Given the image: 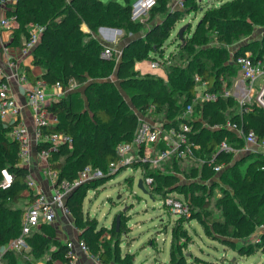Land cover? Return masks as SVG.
<instances>
[{"label": "trees", "instance_id": "16d2710c", "mask_svg": "<svg viewBox=\"0 0 264 264\" xmlns=\"http://www.w3.org/2000/svg\"><path fill=\"white\" fill-rule=\"evenodd\" d=\"M132 1L17 0L11 44H18L19 37L26 38L27 24L44 25L41 38L32 51L31 62L43 71L39 76H34L28 65L23 67L25 74L33 82L42 78L50 84L55 81L66 84L67 80L73 79L77 87L84 85L83 97L78 91H68L46 106L57 118V124L46 130L66 132L72 138L71 146L62 144L47 159L49 167L58 172L59 178L72 180L86 165L105 171L108 164L117 158L116 145L132 138L138 124V112L150 117L161 111L163 117H157L156 122L166 120L175 124L187 121L191 129L190 136L200 145L195 158L168 159L165 168L173 173L149 168L144 164L142 175L152 177L151 187L157 194L164 195L172 191L188 199L190 219H193L197 214L193 211V200H196L192 191L203 192L206 184L199 182V179L210 181L214 175L212 166L207 162L218 143L226 139L237 148L243 144L233 132L208 129L202 121L208 124L236 121L244 130H254L258 139L264 136V108L258 102L239 105L233 95L223 96L221 92L222 84L224 88L230 89L239 74L235 63L237 54L248 51L253 60L264 64V36L256 43L249 41L233 51L229 50V46L252 35L256 27H264V0H226L216 6H208L191 32L188 24L184 31V43L181 45L178 41L177 51H170L167 57H164L162 45L170 38L173 24L185 14L196 12L198 1L184 0V7L179 10L171 8L173 0H156L149 12L152 11L153 19L159 20L153 21L147 28L142 22L130 19ZM83 23L89 32L81 30ZM100 27L120 29L124 36L129 33L135 35L123 43L119 60L100 57L103 44L95 37ZM141 32L145 34V41L142 40ZM174 57L180 63L172 62ZM145 59L156 60L158 65H164L166 80L141 75L135 69V64ZM195 76L200 80L196 81ZM202 82H205L204 91L217 92L219 95L216 100L192 103L198 91L197 86ZM190 103L193 104L191 114L183 118L182 113ZM233 155L231 152H218L212 164L224 162V166L228 165ZM260 155L262 157L255 158L251 163L252 169L243 175L232 171L233 166L228 167L232 193L224 190V194L216 199L215 204L221 208L224 216L223 222L212 221L216 230L227 235L235 230L237 236H244L264 222V169L261 168L264 154ZM2 168H6L13 179L9 188L0 186V245L20 233L25 207L13 205L25 197L27 206L34 198L31 191L25 196L22 194L27 189L26 180L30 170L21 164L17 143L10 139L0 125V170ZM182 173L188 176L189 182L181 179ZM108 176L78 186L67 197L66 206L79 231L78 241L83 242L88 252L100 263L132 264L128 255L120 256L117 244H111L112 238L125 231L123 225L118 230L115 227L111 229L109 238L102 241L96 234H88L90 219L84 220L83 217L82 201L86 191L105 182L111 177ZM221 177L224 179V174ZM213 186L214 182L208 187L206 197L212 195ZM185 188L189 191H183ZM207 204V200L203 204L199 202L203 216L209 219L211 214L206 209ZM237 209H243L244 212H236ZM183 221H177V228L182 233ZM47 225L50 223H42L26 237L30 251L35 256L45 253L53 242L49 235L54 230ZM178 237L177 233L171 235L170 264H198L183 256ZM54 243L50 259L60 260V264H71L66 243ZM18 253L7 251L4 264H17L15 255Z\"/></svg>", "mask_w": 264, "mask_h": 264}, {"label": "built area", "instance_id": "2783aa9c", "mask_svg": "<svg viewBox=\"0 0 264 264\" xmlns=\"http://www.w3.org/2000/svg\"><path fill=\"white\" fill-rule=\"evenodd\" d=\"M17 0H0V5L11 6L9 16L0 19L1 28H12L16 19L15 3ZM156 0H133L130 5V19L142 22L148 14L149 10L155 5ZM184 0H173L172 9H183ZM45 26L37 23L26 25L27 36L24 38L21 46H14L20 56L30 55L38 44ZM117 32V31H116ZM128 35H131L129 33ZM13 40V34L10 37V43ZM17 45V44H15ZM1 53L5 58V67H0V122L8 127V135L18 145V155L21 163L28 166L31 162V151L35 149L39 159L42 161L40 165V173L49 182L50 190L43 191L37 187V183L33 178L28 176L26 180L27 191L34 194V198L24 209L21 217V229L18 236L11 238L6 243L0 245V264H4V255L7 251L22 252L28 250L29 244L26 237L42 223H53L58 215H69V208L66 206V199L78 186L91 182L104 176L106 171L91 165L81 168L76 177L72 180L59 178L58 172L48 165V156L51 152L57 151L59 146L67 144L71 146L72 138L69 134L62 131L50 132L47 127L57 124V118L46 108L51 104L47 102L48 90L51 92L50 97L57 99L61 97L77 85L73 79L67 80L64 84L61 81L48 83L40 78L33 82L31 87L27 86L29 79L24 72L20 71L19 58L11 53L10 48L2 45ZM121 51L112 45H103L100 50V57L105 59L114 58L118 60ZM235 63L238 66V75L241 84H236L233 88V94L222 84V95H233L236 100L250 97L251 91L258 92L264 85V64L260 61L252 59L250 53H239L235 57ZM152 68L158 67L156 60L150 62ZM195 80L200 78L195 76ZM14 86L25 97V106L30 110L31 124H28L22 118L23 106L18 103ZM245 83V86H244ZM205 87V82L201 83ZM217 92L198 90L193 102H203L216 100ZM186 105L182 117L188 118L191 114L193 104ZM166 120L156 122L151 118L138 115V124L129 141H121L115 147L117 158L108 164L110 171H117L121 168L128 167L134 163L141 165L144 170V164L149 168H159L162 172H171L165 168V162L170 158L175 159H193L200 145L190 136L191 129L187 121H180L175 124ZM203 126L211 130L227 129L233 132L239 140L243 142L240 148L235 147L226 139H222L216 151L212 154L208 165L212 166L214 175L222 171L224 162L213 163L214 157L218 152H231L235 154L238 151H250V146L258 145L261 147V153L264 154V136L258 139L254 130H244L242 125L236 121L227 120L225 123L208 124L202 121ZM46 144V146L44 145ZM163 164V165H162ZM198 165V164H196ZM264 169V165L261 167ZM1 188H9L12 184V175L6 168L0 170ZM213 175V176H214ZM187 182V181H186ZM152 177L142 175V184L146 191L152 193ZM176 192H167L161 196L162 204L171 214H176L178 219L186 220L191 216L189 208V200L181 197ZM177 219V220H178ZM264 228V225H262ZM72 241L66 242L67 255L73 259ZM80 247L87 251V247L83 242H79ZM91 254V253H90ZM93 256V255H91ZM96 258L95 256H93ZM97 260V258H96ZM71 262V261H70Z\"/></svg>", "mask_w": 264, "mask_h": 264}, {"label": "rangeland", "instance_id": "374dc122", "mask_svg": "<svg viewBox=\"0 0 264 264\" xmlns=\"http://www.w3.org/2000/svg\"><path fill=\"white\" fill-rule=\"evenodd\" d=\"M101 1L107 2L109 0ZM116 1L123 3V0ZM224 1L226 0H199V8L196 12L191 11L185 14L181 20L173 24L170 30V38L162 45L164 57H167L170 51H177L179 42L176 32L181 26L190 24L188 30L191 32L197 25L196 23L205 8L219 5ZM151 12H148L142 21L146 28L153 21L159 20L157 18L153 19ZM9 33L10 31L4 32L5 41H7ZM140 35L142 36V40L145 41L144 32H141ZM133 36L135 35L124 36L122 31L114 44L116 49L121 51L123 43ZM262 36H264V27H256L252 35L244 37L239 43L229 46V50L233 51L249 41L256 43ZM99 40H102L100 33ZM213 43L216 44V41L213 40ZM120 57L121 53L118 56V60ZM171 61L180 63V60L175 57ZM31 62L32 55H29L22 63L21 68L31 65ZM150 62L151 60L149 59L139 62L141 64L138 67L140 74L166 80L167 72L165 66L158 65V67L152 68ZM236 84H241L238 74L232 86L228 89L232 94L233 86ZM201 87L200 84L197 86V89L201 90ZM76 88H73L71 91H78L83 97L84 85ZM258 92L251 91L250 94L252 95L243 99V103L257 102L256 96ZM126 100L135 110L136 108L132 105L130 99L126 97ZM237 102L239 105L243 104L240 103V99H237ZM138 113V115H143L140 112ZM161 116L163 117L162 112L158 111L149 118L157 121V117L160 119ZM0 125L7 132L8 127L4 126L1 122ZM260 154L261 147L258 145L250 147L249 152L238 151L233 155L230 164L225 165L220 173L212 176L210 181L199 179V182L206 184L205 190L203 192L200 190L192 191V195L196 200L195 202L193 200L192 206L197 217L193 219L188 218L183 221L182 229L184 233L177 228L178 216L169 213L162 204V195L154 191L152 193L149 191L144 192L137 186L138 180L142 179L143 168L141 165L133 164L117 171H110L106 168V174L111 177L96 187L89 188L82 201L84 220L90 219V223L87 224V228L90 230L88 234H96L102 241L108 239L110 230L116 226V216L119 215V227L123 225L125 231L120 232L118 236L112 238L111 244H117L120 256L124 257L128 255L130 260H132V264H170L169 247L171 235L175 233L179 234L178 244L182 246L181 252L183 256L198 264H264V228L262 227L264 222L256 225L251 232L244 236H237L235 230L227 235L224 232L216 230V227L212 224V221H224L221 208L215 204L216 199L224 194V190L232 193L229 181L231 172H228V167L233 166L234 169L232 171L243 175L252 169L251 163L255 158L262 157ZM222 174H224V179L221 177ZM180 177L182 180L189 182L188 176L185 174L182 173ZM212 181L214 182V189L212 195L208 198L206 197V193L208 192V187L213 183ZM183 191L188 192L189 190L185 188ZM206 200L208 203L206 209L211 214L209 219L203 216L201 206L199 205L200 201L203 204ZM13 206L26 208V198H20ZM236 212L243 213L244 210L237 209ZM66 218L70 220L69 223L61 220L62 224L51 223L47 225L53 228L54 233L49 235L53 242L50 243L45 253L35 256L29 248L15 255L17 264H60V260L50 259V252L55 248L54 242L66 243L70 241L68 239L77 230L72 215L69 214ZM49 259L50 262L48 263Z\"/></svg>", "mask_w": 264, "mask_h": 264}, {"label": "crops", "instance_id": "0c3cea01", "mask_svg": "<svg viewBox=\"0 0 264 264\" xmlns=\"http://www.w3.org/2000/svg\"><path fill=\"white\" fill-rule=\"evenodd\" d=\"M11 6H2L0 5V19L9 16V14L11 13L10 11ZM104 29H98L97 33L95 34V37L98 39V41L100 43H102L103 45H112L113 47L116 48V46L114 45L116 43L117 38L119 37V34L122 33V30L120 29H114V28H107V27H103ZM81 30L83 32H89V28L87 27L86 24H82L81 25ZM10 31L9 36L7 38V41H5V37L3 36L4 32ZM117 31V32H116ZM99 33L101 36L102 40H99ZM13 34L12 32V28H1L0 29V67H5V58L1 53V47L2 45L7 46L8 48H10L11 53H13V55L17 56L19 58V63L20 65V71L24 72V69L21 68L22 67V63L24 62V60L27 58V55L24 56H20V54L18 53V51L14 48V46H21L24 38L23 37H19V43L17 45L11 44L10 43V37ZM104 40V41H103ZM32 55V54H30ZM29 56V55H28ZM33 58V56H32ZM138 65V66H136ZM28 66V65H27ZM31 68V73L34 76H39L42 73V68L36 65H29ZM141 64H139V62H137L135 64V69L138 70V67H140ZM25 73V72H24ZM28 77V76H27ZM29 79V78H28ZM115 80V79H113ZM13 84V88L14 91L16 93V97H17V101L19 104H21L23 106L22 108V118L28 123L31 124V116H30V110L27 108V106H25V97L23 94H20V91L17 89L16 86H14ZM33 85V81H31L29 79V82L27 83L28 87H31ZM201 89L203 90L204 87H201ZM50 91L48 90V95H47V102H53L56 99H53V101H51V95H50ZM56 117V116H55ZM251 148L253 146H250ZM242 151V150H241ZM249 152V151H247ZM42 161L39 159V156L37 155V152L35 149H32L31 151V162L28 165V168L30 170V178H34V180L37 183V187L40 190L43 191H48L50 190V186H49V182L47 181V179L40 173V165H41ZM39 170V171H38ZM185 181V180H183ZM29 192L26 190L23 191V195H27ZM28 200L26 199V202ZM67 215H62L60 214L59 217L57 216L55 222H53L54 224H62L63 222H61V220H65L67 223L70 222L69 219L66 218ZM78 234L79 231L76 230L74 232V235L69 238L68 240L72 241V250H73V259L71 260V264H101L98 260H96V258H94L93 256H91L92 254H90L89 252L83 250L80 245H79V241H78Z\"/></svg>", "mask_w": 264, "mask_h": 264}, {"label": "water", "instance_id": "95a60500", "mask_svg": "<svg viewBox=\"0 0 264 264\" xmlns=\"http://www.w3.org/2000/svg\"><path fill=\"white\" fill-rule=\"evenodd\" d=\"M199 1V0H198ZM188 27V24H184L183 26H181L176 34H177V38L178 41L181 43V45L184 43V31L185 29ZM99 29H104L103 27H100ZM256 101L258 102V104L260 106H262L264 108V85L262 86V88L259 90L257 96H256ZM137 186L142 189L144 192H146V190L143 187L142 184V179L138 180ZM115 229L118 230L119 229V215L116 216V226Z\"/></svg>", "mask_w": 264, "mask_h": 264}, {"label": "bare ground", "instance_id": "6f19581e", "mask_svg": "<svg viewBox=\"0 0 264 264\" xmlns=\"http://www.w3.org/2000/svg\"><path fill=\"white\" fill-rule=\"evenodd\" d=\"M145 189V188H144Z\"/></svg>", "mask_w": 264, "mask_h": 264}]
</instances>
